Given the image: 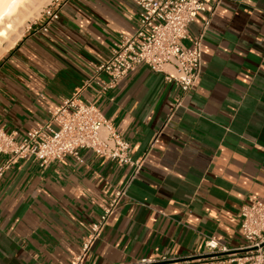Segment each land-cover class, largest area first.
<instances>
[{"label": "crops", "instance_id": "obj_1", "mask_svg": "<svg viewBox=\"0 0 264 264\" xmlns=\"http://www.w3.org/2000/svg\"><path fill=\"white\" fill-rule=\"evenodd\" d=\"M139 15L132 0H71L48 33L36 32L41 16L29 24L0 59V126L21 140L57 128L50 110L66 101L93 103L131 144L132 159L148 155L82 264H235L241 208L264 200V0L210 3L189 26L183 45L201 37L203 63L184 98L146 66L101 90L96 67L136 32ZM80 156L41 167L0 155V168L9 163L0 176V264H74L129 174L89 150ZM209 238L228 252L208 254Z\"/></svg>", "mask_w": 264, "mask_h": 264}, {"label": "built area", "instance_id": "obj_2", "mask_svg": "<svg viewBox=\"0 0 264 264\" xmlns=\"http://www.w3.org/2000/svg\"><path fill=\"white\" fill-rule=\"evenodd\" d=\"M71 0H52L41 12L44 25L36 32L48 33L52 24L60 19L61 9ZM140 8L138 28L129 36H122L110 57L99 64L94 76L103 92L114 90L120 80L139 67L146 66L164 73L168 82L174 83L182 98L191 94L198 85L202 72V38L186 47L189 26L206 11L210 3L226 0H132ZM105 75L103 82L99 76ZM182 105V99L171 104L172 112ZM50 124L32 129L21 140L16 133L0 126V155L15 159L33 158L41 167L52 161H62L71 156L81 160L80 152L89 150L104 161L127 166L129 174L125 183L116 190L102 215L90 225L81 253L74 264H82L85 257L105 229L110 217L118 210L132 182L142 171L148 155L131 158V144L125 140L93 103L68 100L50 110ZM172 114L169 117L171 118ZM155 143V142H154ZM154 145V144H153ZM152 145V147H153ZM9 169V163L0 168V176ZM240 232L244 240L235 264H264V200H250L241 208ZM208 254L226 253L227 248L213 238L205 242ZM139 264H154L145 259ZM159 264H202L195 260H175L162 257Z\"/></svg>", "mask_w": 264, "mask_h": 264}, {"label": "bare ground", "instance_id": "obj_3", "mask_svg": "<svg viewBox=\"0 0 264 264\" xmlns=\"http://www.w3.org/2000/svg\"><path fill=\"white\" fill-rule=\"evenodd\" d=\"M31 2L33 4L36 0H0V37L6 36L8 31H11L18 24H23L24 15L22 17V11H25L27 4L31 5ZM16 41L15 39L12 40L10 48Z\"/></svg>", "mask_w": 264, "mask_h": 264}, {"label": "rangeland", "instance_id": "obj_4", "mask_svg": "<svg viewBox=\"0 0 264 264\" xmlns=\"http://www.w3.org/2000/svg\"><path fill=\"white\" fill-rule=\"evenodd\" d=\"M35 1V0H34ZM52 0H36L35 5L27 4L25 11H22V17L24 15V22L23 24H18L17 26L13 27L11 31H8V34L2 38L0 37V59L4 56V54L9 50L10 44L12 40H18L26 27L35 21L38 17H40L42 10L50 4ZM24 12V13H23Z\"/></svg>", "mask_w": 264, "mask_h": 264}]
</instances>
